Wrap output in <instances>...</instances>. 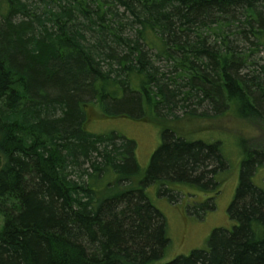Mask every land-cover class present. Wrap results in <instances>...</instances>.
<instances>
[{
  "label": "trees",
  "instance_id": "trees-1",
  "mask_svg": "<svg viewBox=\"0 0 264 264\" xmlns=\"http://www.w3.org/2000/svg\"><path fill=\"white\" fill-rule=\"evenodd\" d=\"M95 112L161 124L144 174L135 140L89 129ZM224 115L264 123V0H0V264H160L150 186L173 200L228 167L220 141L170 123ZM261 168L247 148L233 229L165 264H264Z\"/></svg>",
  "mask_w": 264,
  "mask_h": 264
},
{
  "label": "rangeland",
  "instance_id": "rangeland-1",
  "mask_svg": "<svg viewBox=\"0 0 264 264\" xmlns=\"http://www.w3.org/2000/svg\"><path fill=\"white\" fill-rule=\"evenodd\" d=\"M190 139L220 141L228 167L218 172V186L211 183L176 181L171 184L176 197L171 200L157 184L150 186L149 197L162 212L168 223L170 245L160 264L178 256L189 255L195 249H206L208 240L217 228L232 230L235 221L230 218L229 206L239 183L242 154L247 148H264V123L238 118L233 115L210 118H183L170 123ZM95 133L115 131L137 143V159L143 174L148 169L153 153L162 144V127L155 121H138L132 118L105 119L95 112L89 123ZM255 184L264 189V168L257 171ZM209 185V187H208ZM214 198L215 208L204 204ZM0 223L2 218L0 217Z\"/></svg>",
  "mask_w": 264,
  "mask_h": 264
},
{
  "label": "water",
  "instance_id": "water-1",
  "mask_svg": "<svg viewBox=\"0 0 264 264\" xmlns=\"http://www.w3.org/2000/svg\"><path fill=\"white\" fill-rule=\"evenodd\" d=\"M2 163H3V158H2V155L0 154V168L2 166Z\"/></svg>",
  "mask_w": 264,
  "mask_h": 264
}]
</instances>
